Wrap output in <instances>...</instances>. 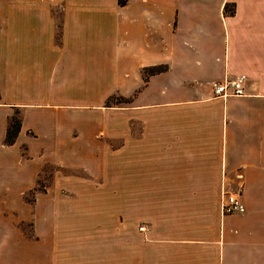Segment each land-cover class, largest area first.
<instances>
[{
	"label": "crops",
	"instance_id": "obj_1",
	"mask_svg": "<svg viewBox=\"0 0 264 264\" xmlns=\"http://www.w3.org/2000/svg\"><path fill=\"white\" fill-rule=\"evenodd\" d=\"M0 264H264V0L0 3Z\"/></svg>",
	"mask_w": 264,
	"mask_h": 264
},
{
	"label": "built area",
	"instance_id": "obj_2",
	"mask_svg": "<svg viewBox=\"0 0 264 264\" xmlns=\"http://www.w3.org/2000/svg\"><path fill=\"white\" fill-rule=\"evenodd\" d=\"M245 77L239 76L233 80L214 82L211 84L213 94L216 97L242 96L244 95ZM221 210L223 214L244 213L245 208L237 194H226L222 199ZM140 231L144 228L140 227Z\"/></svg>",
	"mask_w": 264,
	"mask_h": 264
},
{
	"label": "trees",
	"instance_id": "obj_3",
	"mask_svg": "<svg viewBox=\"0 0 264 264\" xmlns=\"http://www.w3.org/2000/svg\"><path fill=\"white\" fill-rule=\"evenodd\" d=\"M160 71H161V68L151 69L148 71V73L154 74V73H158ZM20 127H21V122H20V119L18 117V112L16 111L14 113V115L11 117L8 128L6 130V136H5V144L6 145L14 144V142L18 136V133L20 131Z\"/></svg>",
	"mask_w": 264,
	"mask_h": 264
},
{
	"label": "rangeland",
	"instance_id": "obj_4",
	"mask_svg": "<svg viewBox=\"0 0 264 264\" xmlns=\"http://www.w3.org/2000/svg\"><path fill=\"white\" fill-rule=\"evenodd\" d=\"M14 1H18V0H0V3H2V2H14Z\"/></svg>",
	"mask_w": 264,
	"mask_h": 264
}]
</instances>
